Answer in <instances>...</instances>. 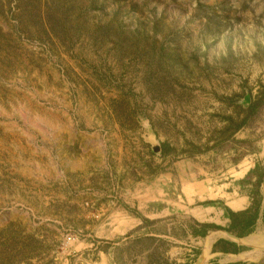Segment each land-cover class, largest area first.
<instances>
[{
  "label": "rangeland",
  "instance_id": "rangeland-1",
  "mask_svg": "<svg viewBox=\"0 0 264 264\" xmlns=\"http://www.w3.org/2000/svg\"><path fill=\"white\" fill-rule=\"evenodd\" d=\"M263 173L264 0H0V264H264Z\"/></svg>",
  "mask_w": 264,
  "mask_h": 264
},
{
  "label": "trees",
  "instance_id": "trees-1",
  "mask_svg": "<svg viewBox=\"0 0 264 264\" xmlns=\"http://www.w3.org/2000/svg\"><path fill=\"white\" fill-rule=\"evenodd\" d=\"M255 107L252 106V109ZM167 153L170 149L167 146L163 147ZM260 168V167H259ZM264 173L256 180V194L252 197L250 206L241 212H233L228 208L224 209V217L228 221L226 227H221L215 224H200L194 222L192 226H188L190 237L193 239L205 238L210 231H224L238 239L246 238L251 235L256 227L258 220L262 215L261 199L259 194V186L261 184ZM242 252V247L229 240L218 239L212 246V254L237 255ZM246 264V263H238Z\"/></svg>",
  "mask_w": 264,
  "mask_h": 264
},
{
  "label": "crops",
  "instance_id": "crops-1",
  "mask_svg": "<svg viewBox=\"0 0 264 264\" xmlns=\"http://www.w3.org/2000/svg\"><path fill=\"white\" fill-rule=\"evenodd\" d=\"M250 206V201H249V199L246 197V198H240V199H237V200H234V201H232V202H230V204H227V208L229 209V210H231V211H233V212H241V211H244V210H246L248 207ZM262 211V210H261ZM259 221V220H258ZM199 223V222H198ZM200 224H205V223H200ZM212 224H214V223H212ZM257 224H258V222H257ZM257 224H256V227H255V230H256V228H257ZM215 225H217V224H215ZM210 234H216V232H212V231H210L209 233H208V235H210ZM220 234H224V233H220ZM207 235V236H208ZM225 235V234H224ZM253 235V234H252ZM225 237V236H224ZM247 238L248 237H246V238H242V239H239L238 241H234V240H231L230 238H219V239H224V240H229V241H231V242H234V243H236L238 246H240V247H244L245 246V240H247ZM218 240V239H217ZM217 240H212V242L210 243V247H209V250H210V253H211V249H212V246H213V244L217 241ZM258 249V248H257ZM258 250H260V249H258ZM218 254H220V253H218ZM229 256H235V255H229Z\"/></svg>",
  "mask_w": 264,
  "mask_h": 264
},
{
  "label": "water",
  "instance_id": "water-1",
  "mask_svg": "<svg viewBox=\"0 0 264 264\" xmlns=\"http://www.w3.org/2000/svg\"><path fill=\"white\" fill-rule=\"evenodd\" d=\"M263 186H264V181H263ZM224 234H225V236H227V237L230 238L231 240H234V241H238V240H239L238 238H236V237H234V236H232V235H230V234H228V233H226V232H225ZM201 260H202V257L199 259V261H198L197 264H200Z\"/></svg>",
  "mask_w": 264,
  "mask_h": 264
},
{
  "label": "bare ground",
  "instance_id": "bare-ground-1",
  "mask_svg": "<svg viewBox=\"0 0 264 264\" xmlns=\"http://www.w3.org/2000/svg\"><path fill=\"white\" fill-rule=\"evenodd\" d=\"M251 237H252V236H251ZM251 237H250V238H251ZM210 238H211V240H212V237H210ZM209 242L211 243V241H209ZM252 242H253V240H252ZM246 243H247V242H246ZM250 243H251V242H250ZM247 244H248V243H247ZM210 246H211V245H210ZM210 246H209V247H210ZM209 247L206 248L205 252H208V251H209ZM202 260H203V259H202ZM202 262H203V261H202Z\"/></svg>",
  "mask_w": 264,
  "mask_h": 264
}]
</instances>
